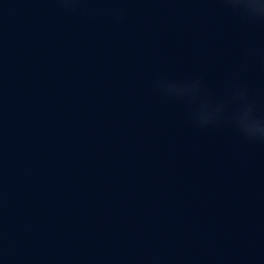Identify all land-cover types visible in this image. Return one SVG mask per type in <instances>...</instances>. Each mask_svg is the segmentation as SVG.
I'll use <instances>...</instances> for the list:
<instances>
[{
  "label": "water",
  "instance_id": "95a60500",
  "mask_svg": "<svg viewBox=\"0 0 264 264\" xmlns=\"http://www.w3.org/2000/svg\"><path fill=\"white\" fill-rule=\"evenodd\" d=\"M0 264H264V0H0Z\"/></svg>",
  "mask_w": 264,
  "mask_h": 264
}]
</instances>
